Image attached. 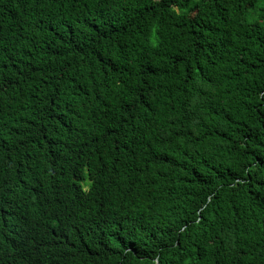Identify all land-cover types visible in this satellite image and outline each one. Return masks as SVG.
Returning <instances> with one entry per match:
<instances>
[{
    "label": "trees",
    "instance_id": "trees-1",
    "mask_svg": "<svg viewBox=\"0 0 264 264\" xmlns=\"http://www.w3.org/2000/svg\"><path fill=\"white\" fill-rule=\"evenodd\" d=\"M0 264H264V0H0Z\"/></svg>",
    "mask_w": 264,
    "mask_h": 264
}]
</instances>
